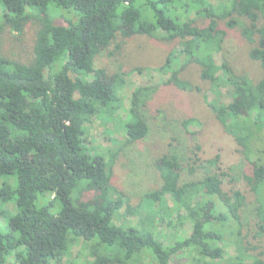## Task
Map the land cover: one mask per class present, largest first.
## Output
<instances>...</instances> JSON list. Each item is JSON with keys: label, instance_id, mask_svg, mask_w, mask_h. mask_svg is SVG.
<instances>
[{"label": "trees", "instance_id": "trees-1", "mask_svg": "<svg viewBox=\"0 0 264 264\" xmlns=\"http://www.w3.org/2000/svg\"><path fill=\"white\" fill-rule=\"evenodd\" d=\"M51 6L73 11L78 19L63 26L46 17L32 64L9 59L0 48V210L15 206L2 227L5 234L0 233V264H51L81 241L89 243L93 264H183L187 259L189 264H215L225 258L227 228L234 225L241 235L246 193L234 185L220 154L208 158L196 151L187 166L175 155L162 156L163 182L144 197L149 208L159 202L158 213L149 212L137 225L122 222L120 211L127 199L119 191L120 197L113 199L111 184L117 153L108 163L91 153L84 138L94 116L115 114L119 108L118 94L129 73L118 72L105 83V72L96 69L97 57L119 34L179 43L166 65L149 71H169L176 56L184 54L190 64L201 67V79L211 83L212 90L233 89L230 105L213 101L210 107L245 159H254L248 181L262 203L258 214L264 233V76L255 84L234 66L225 48L228 31L221 28L223 22L235 29L239 21L234 18H246L244 33L254 44L250 57L264 69V26H258L264 0H229L219 10L207 0H0L2 21L20 33L34 17L29 10L49 16ZM201 20L205 24H199ZM219 54L221 65L216 62ZM171 73L174 86L192 89L175 76L176 69ZM145 91H137L123 124L129 144L151 131L141 111ZM199 170L202 179L196 175ZM92 189L99 201L82 198L84 190ZM168 195L173 207L167 204ZM208 197L218 202L209 205ZM166 220L174 230L168 243L153 229ZM239 248L240 256L231 264L247 263L250 249L244 244ZM251 264L264 260L251 257Z\"/></svg>", "mask_w": 264, "mask_h": 264}, {"label": "rangeland", "instance_id": "rangeland-1", "mask_svg": "<svg viewBox=\"0 0 264 264\" xmlns=\"http://www.w3.org/2000/svg\"><path fill=\"white\" fill-rule=\"evenodd\" d=\"M207 1L217 10L229 2V0ZM28 13L34 17L27 22L23 32L20 33L13 30L12 26L5 25L2 21L3 11L0 8V24H4L3 30L0 29V48L3 56L30 65L35 59L34 48L37 35L46 17L51 18L55 24L63 26L77 21L78 18L75 12L57 9L54 6H51L49 16L41 10H29ZM263 17L261 15L259 27L264 26ZM234 19L239 21L235 29H228L226 24L221 23V28L228 31L225 48L234 66L256 84L263 78L264 69L260 62L250 57L254 44L249 42L244 33L249 27V21L246 18L235 17ZM199 24H205L204 20H201ZM258 38L256 34L255 40ZM118 45L121 46L119 52L116 49ZM178 48L179 43L160 38L146 35L124 38L118 35L117 41L97 57L96 69L105 72V83H111L113 75L118 72H127L129 75L118 94L120 102L117 112L110 115L100 113L94 116L87 126L85 144L92 154L103 156L108 163H111L112 155L117 153L113 163L112 197L113 199L120 197L116 193L119 191L127 199L123 198L125 205L120 211L122 222L126 225H137L141 218L149 215V212L152 215L158 213L159 202L149 208L144 197L156 190L163 182L160 171L162 156L175 155L183 165L187 166L194 157V151L208 158L220 154L222 163L231 171L234 185L246 193L247 205L242 213L244 227L241 235H238L236 226L230 225L227 228L224 243H222L226 251L225 258L222 262L214 263L231 264L240 256L239 247L243 244L250 249L246 264H251V257L261 256L264 260V233L259 229L258 214V207L262 203L258 202L257 196L251 191L252 184L248 181V177L252 175L255 168L254 159H245L240 152L242 148L226 133L210 107L213 101L230 105L233 102V89L226 86L217 92L212 90L211 83L201 79V67L194 63L190 64V58L184 54L176 56L169 71L161 73L149 71L166 65L170 55L174 54ZM216 62L218 65L223 63L221 54L216 56ZM137 68L142 69V72L135 71ZM174 69H176L175 76L191 84V90H182L172 84L171 72ZM141 89L146 90L142 98L141 111L148 120L151 131L146 138L129 144L123 124L130 115L131 104L136 100L137 91L140 92ZM188 120H194V122L186 127L184 123ZM197 147L200 150H196ZM196 175L198 179H202V170H199ZM186 177L196 178L190 175ZM228 188H231L229 184L226 185L225 190L228 191ZM82 193L83 199L99 201L96 189L84 190ZM201 193L209 195L207 189H201ZM211 200L218 202L215 197ZM211 200L208 201L209 205H212ZM167 201L168 206L173 207V201L169 195ZM140 205L143 207L140 208ZM137 210H141L140 214L136 213ZM167 211L165 209V213ZM14 212V205L0 210V233L5 234L6 230L2 227ZM167 220L165 223H156L153 226L157 235L161 236L166 243L174 231L167 226ZM178 230H175L176 233ZM148 261L144 262L149 263ZM93 262L89 243L81 241L69 254L60 256L51 264H93ZM183 264H189L188 259Z\"/></svg>", "mask_w": 264, "mask_h": 264}]
</instances>
